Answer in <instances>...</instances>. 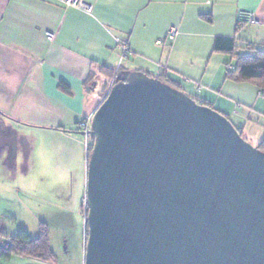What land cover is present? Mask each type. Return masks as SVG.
<instances>
[{
	"label": "crops",
	"instance_id": "crops-1",
	"mask_svg": "<svg viewBox=\"0 0 264 264\" xmlns=\"http://www.w3.org/2000/svg\"><path fill=\"white\" fill-rule=\"evenodd\" d=\"M81 1L91 14L62 0H0V192H27L12 179L32 174L30 156L40 140L62 147L69 163L75 149L86 176L78 124L112 83L102 70L164 75L241 130L250 124L264 132L260 93L226 80L234 62L213 52L217 38L264 45V0ZM239 12L252 13L256 23L236 32ZM172 29L177 35L169 39ZM125 41L130 55L120 61ZM10 216L0 211L3 240L23 230L9 229Z\"/></svg>",
	"mask_w": 264,
	"mask_h": 264
},
{
	"label": "water",
	"instance_id": "water-1",
	"mask_svg": "<svg viewBox=\"0 0 264 264\" xmlns=\"http://www.w3.org/2000/svg\"><path fill=\"white\" fill-rule=\"evenodd\" d=\"M90 137L84 264H264V153L226 117L123 71Z\"/></svg>",
	"mask_w": 264,
	"mask_h": 264
},
{
	"label": "rangeland",
	"instance_id": "rangeland-1",
	"mask_svg": "<svg viewBox=\"0 0 264 264\" xmlns=\"http://www.w3.org/2000/svg\"><path fill=\"white\" fill-rule=\"evenodd\" d=\"M237 44L245 46L240 40ZM254 48L264 50V45L256 44ZM183 93L188 95L184 90ZM231 123L240 129L236 122ZM241 135L254 147L264 138L263 130L250 124ZM33 147L32 174L12 179L16 185H25L27 192H0V211L11 215L9 229H23L31 239L38 237L41 224L46 226L54 261L44 263L14 255L1 264H84L86 176L82 156L76 155L74 149V159L69 163L68 156L60 152L62 147L52 140H40Z\"/></svg>",
	"mask_w": 264,
	"mask_h": 264
},
{
	"label": "trees",
	"instance_id": "trees-1",
	"mask_svg": "<svg viewBox=\"0 0 264 264\" xmlns=\"http://www.w3.org/2000/svg\"><path fill=\"white\" fill-rule=\"evenodd\" d=\"M241 28L242 26L237 24L236 32H238ZM213 52L228 55L230 56L231 60L234 62L232 69L227 68L226 70V74H225L226 80L236 83L253 84L256 87L257 91L260 93L262 99L264 100V50L254 48L251 45H245L243 47L237 46L235 39L217 38L214 42ZM102 72L108 78L115 80V78L119 76L123 72V70H118L117 73H114L109 70H102ZM148 76L152 77L150 75ZM152 78H155L183 92V90L180 88L178 84L172 82L164 75H160L158 77H152ZM195 101L199 103L197 100ZM220 114L226 117L230 121V119L227 116H225L222 113ZM237 130L241 135L242 130L241 129H237ZM256 147L261 152L264 153V138L260 141V143ZM91 148H92V138L89 148L87 150V160L91 152ZM85 211L87 214L86 207H85ZM85 227H86L85 228L86 229L85 243H86L87 225ZM6 239L9 242L10 247L4 253L0 252V260H3L4 262H7L11 258V256L14 255L36 261H41L44 263H49L54 261L55 256L50 248L49 232L46 226H44L43 224L40 225L38 237L35 239H31L27 234V232H25L24 230H20L16 233V235L8 236Z\"/></svg>",
	"mask_w": 264,
	"mask_h": 264
},
{
	"label": "built area",
	"instance_id": "built-area-1",
	"mask_svg": "<svg viewBox=\"0 0 264 264\" xmlns=\"http://www.w3.org/2000/svg\"><path fill=\"white\" fill-rule=\"evenodd\" d=\"M62 2L69 7L76 8L78 10H81L87 14H91L93 11V7L88 5L86 2L81 1V0H62ZM256 23L255 17L252 13L250 12H239L237 14V24L240 26H248V25H254ZM177 35V29H172L169 32V39H173ZM121 56H120V61L125 60L129 55H130V49L128 47L127 42L121 43ZM114 83V79H112V83L109 87ZM108 89V91H109ZM91 117H87L83 119L79 124H78V130L82 133L83 135V145L85 150L87 151L91 142V137H90V132H91ZM84 205H85V199H84ZM10 247V244L7 240H3L0 238V252L4 253L7 251Z\"/></svg>",
	"mask_w": 264,
	"mask_h": 264
}]
</instances>
